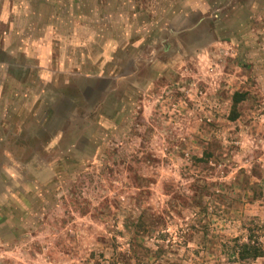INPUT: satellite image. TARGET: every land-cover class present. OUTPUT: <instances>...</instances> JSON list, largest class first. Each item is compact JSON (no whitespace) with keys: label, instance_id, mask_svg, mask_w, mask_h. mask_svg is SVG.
Masks as SVG:
<instances>
[{"label":"rangeland","instance_id":"rangeland-1","mask_svg":"<svg viewBox=\"0 0 264 264\" xmlns=\"http://www.w3.org/2000/svg\"><path fill=\"white\" fill-rule=\"evenodd\" d=\"M245 243L264 0H0V264H264Z\"/></svg>","mask_w":264,"mask_h":264},{"label":"trees","instance_id":"trees-1","mask_svg":"<svg viewBox=\"0 0 264 264\" xmlns=\"http://www.w3.org/2000/svg\"><path fill=\"white\" fill-rule=\"evenodd\" d=\"M244 96H245L244 94L239 92L234 94V105H233L232 117H231L233 120H235L238 117L237 106L242 100H244ZM239 256L241 260H248V259L255 260L260 257H264V248L262 247V245L245 243L240 248Z\"/></svg>","mask_w":264,"mask_h":264}]
</instances>
